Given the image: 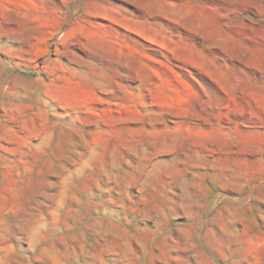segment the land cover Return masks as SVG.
I'll list each match as a JSON object with an SVG mask.
<instances>
[{"label": "rangeland", "instance_id": "obj_1", "mask_svg": "<svg viewBox=\"0 0 264 264\" xmlns=\"http://www.w3.org/2000/svg\"><path fill=\"white\" fill-rule=\"evenodd\" d=\"M0 264H264V0H0Z\"/></svg>", "mask_w": 264, "mask_h": 264}]
</instances>
